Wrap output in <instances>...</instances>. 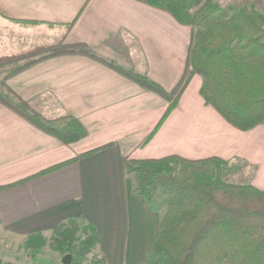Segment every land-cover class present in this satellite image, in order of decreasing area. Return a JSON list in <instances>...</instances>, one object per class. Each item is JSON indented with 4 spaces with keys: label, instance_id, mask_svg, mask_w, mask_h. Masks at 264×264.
Here are the masks:
<instances>
[{
    "label": "crops",
    "instance_id": "obj_1",
    "mask_svg": "<svg viewBox=\"0 0 264 264\" xmlns=\"http://www.w3.org/2000/svg\"><path fill=\"white\" fill-rule=\"evenodd\" d=\"M191 31L137 0H0V56L83 44L166 93L184 75ZM4 84L45 119L71 117L86 135L64 144L0 103L2 262L62 264L64 255L48 248L33 260L23 244L69 219L94 226L105 264L143 262L160 213L122 182L120 161L214 158L231 168L228 183L264 192V123L230 126L201 98L196 74L170 111L168 100L81 54L40 60Z\"/></svg>",
    "mask_w": 264,
    "mask_h": 264
},
{
    "label": "trees",
    "instance_id": "obj_2",
    "mask_svg": "<svg viewBox=\"0 0 264 264\" xmlns=\"http://www.w3.org/2000/svg\"><path fill=\"white\" fill-rule=\"evenodd\" d=\"M137 1L167 12L192 29L184 75L172 93L97 57L83 45L12 56L31 59L9 74L51 56L81 54L168 100V111L196 74L202 80L201 98L230 126L246 132L264 123V18L260 13L251 7L228 12L216 0ZM4 59L7 57H0V64ZM0 103L64 144L86 135L75 119H45L4 85L0 86ZM211 164H215L213 173L207 175L205 167ZM224 164L214 158L188 161L176 156L120 161L122 182L126 177L133 179L132 195L141 197L151 212L160 213L156 238L140 264H264V192L223 181L217 167ZM197 167L201 170L195 171ZM98 243L93 225L69 219L58 225L49 239L35 234L24 246L33 260L37 250L48 246L60 255H70V264H105L104 257L95 253Z\"/></svg>",
    "mask_w": 264,
    "mask_h": 264
},
{
    "label": "rangeland",
    "instance_id": "obj_3",
    "mask_svg": "<svg viewBox=\"0 0 264 264\" xmlns=\"http://www.w3.org/2000/svg\"><path fill=\"white\" fill-rule=\"evenodd\" d=\"M217 4L224 10L228 11V12H235V11H238L240 9H243V8H253L254 10H256L258 13H260L262 15V17L264 18V0H219L217 1ZM78 45H83V44H78ZM77 45L75 46H72V47H61V46H50V47H56L57 49L59 48H74L76 47ZM85 46V45H83ZM50 47H39V48H34L32 50H29L25 53H20V54H15V55H1L0 57H7V59H4L3 62H1L0 64V86L1 85H4V82L6 79H8L9 77L12 76V74L10 75V71H12V69L16 66H20L22 65L23 63H25L27 60L31 59V58H28L27 60L26 59H12V56H22V55H25V54H28V53H35V52H41L43 49L45 48H50ZM86 47V46H85ZM87 48V47H86ZM51 49V48H50ZM88 49V48H87ZM89 50V49H88ZM90 51V50H89ZM68 54H72V53H68ZM27 57V56H26ZM111 63V62H110ZM19 73V72H18ZM17 74V73H16ZM15 75V74H14ZM6 87V86H5ZM7 88V87H6ZM8 89V88H7ZM9 90V89H8ZM10 91V90H9ZM11 92V91H10ZM172 93V92H171ZM17 97V96H16ZM215 164H211L210 166H208L206 169H205V174H211L213 173V168H214ZM218 172H219V176L220 178L223 180V181H228L227 177L226 176H230L232 174V170L231 168L228 166V164H224L222 166H218ZM234 170V169H233ZM180 173H183V170L182 169H179ZM203 172V170H202ZM199 173V172H197ZM127 180H130L131 183L133 181L132 178H127ZM232 184V183H231ZM237 185V184H236ZM51 236V234H50ZM49 237H46L47 239L50 238ZM28 239V237L26 238V240ZM26 242V241H25ZM25 244V243H24ZM23 244V247H25ZM48 246H45L44 248L40 249V250H37L36 253H35V257L37 256L38 254V251H41L43 249H47ZM49 249V248H48ZM24 250L26 252H28V254L31 256V252L30 250L28 249H25ZM50 250V249H49ZM51 251V250H50ZM53 252V251H52ZM2 262V261H1ZM3 264H9V263H6V262H2Z\"/></svg>",
    "mask_w": 264,
    "mask_h": 264
},
{
    "label": "water",
    "instance_id": "obj_4",
    "mask_svg": "<svg viewBox=\"0 0 264 264\" xmlns=\"http://www.w3.org/2000/svg\"><path fill=\"white\" fill-rule=\"evenodd\" d=\"M61 263L62 264H70L71 263V257H70V255H64Z\"/></svg>",
    "mask_w": 264,
    "mask_h": 264
}]
</instances>
